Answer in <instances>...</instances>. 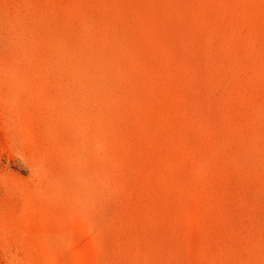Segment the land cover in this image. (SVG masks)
Returning <instances> with one entry per match:
<instances>
[{"label":"rangeland","instance_id":"rangeland-1","mask_svg":"<svg viewBox=\"0 0 264 264\" xmlns=\"http://www.w3.org/2000/svg\"><path fill=\"white\" fill-rule=\"evenodd\" d=\"M173 1L87 0L116 25L96 41L76 0H0L55 32H41L34 80L0 82V264H264V0ZM115 41L108 99L122 103L100 102L99 128L119 123L96 130L95 156L74 89L106 67L94 47ZM26 96L34 142L10 112Z\"/></svg>","mask_w":264,"mask_h":264},{"label":"bare ground","instance_id":"bare-ground-1","mask_svg":"<svg viewBox=\"0 0 264 264\" xmlns=\"http://www.w3.org/2000/svg\"><path fill=\"white\" fill-rule=\"evenodd\" d=\"M179 1L180 0H178L177 2L176 1L174 2L173 1V2H171V4L172 5H175V4L179 3ZM137 2H138V0H134V3H137ZM112 7L116 10V0H112ZM72 11L75 13V16L85 26L88 35L91 36L92 39H94L93 33L95 32L94 31L95 29L96 30H100L102 32L106 31L107 29H110L111 32L116 37V25L110 20V17L107 16V15H105L104 16L105 21L100 20L99 18L98 19L95 18V16L89 10V7L87 5V0H76V3L72 6ZM4 12L8 15V17H10V19H9L10 20V24H8V25H0V80H1L0 82L2 83V87L4 89H7V88L12 89V90L22 89L23 88V82H22V79L23 78H26V79L29 78L31 80H34L35 79V76L38 73H40V71H39V67L40 66H37L38 63H36L37 61H35V58H36L35 56H37V53H38V51L40 49L39 47H41V48H43V47L38 45V41L42 38V36L46 35L45 33H48V34L53 35L55 32H54V30L52 29V26H51V18L41 17V20L38 23H34L33 21L30 20V18H28V19H22V15H20L21 13H19L18 11L13 12L10 9H7V8L6 9H3L1 7L0 8V16ZM22 14H26V13L24 12ZM36 14L38 16H40L39 12H37V11H36ZM172 14H175V16L182 15V18L183 17L185 18V14L181 10H179V9H173ZM187 22H188V20H186V23ZM41 32H43L44 35H42L43 33H41ZM52 37H54V36H52ZM44 38H45V36H44ZM53 39H55V38H53ZM104 39L105 38H99V39H94V40H96V41H105ZM50 40L48 39L47 41H50ZM122 41H123V43L125 45H130L131 46V50L133 51L135 57H137L139 61L140 60L141 61H146V59L144 58L143 54L141 53V51L139 49V46H138V44L136 42H134V44H132L128 39H126V41L125 40H122ZM45 42H46V40H45ZM64 47H66V46H64ZM64 47H62V48H64ZM94 48H95L96 51H98V55H100L98 59L100 60L101 57H102L105 60L106 67L108 69H109L108 66H110V69L111 70H112V67H114V69H116V41H115L114 44H111V50H110V44L107 43V51H108V49L110 50V52L108 54L105 53L106 51H105L104 48H101V47L100 48L94 47ZM64 49L67 50V48H64ZM65 50H62L61 53L63 51H65ZM42 51H44V50H42ZM92 52H93V50H92ZM65 53L66 54H69L66 51H65ZM170 53H172L171 55H173L175 59H178L179 58L178 51H172ZM43 54L46 55V53H43ZM64 54H63V56H64ZM105 54H107V55H105ZM47 55H48V53H47ZM51 55L52 54H50L49 57L50 58L52 57L54 59V54L52 56ZM65 57H66V55H65ZM65 57H64V59L66 60ZM90 57L92 58L93 56H90ZM47 58H48V56L46 57V60H45L46 62L50 59L49 58L47 60ZM71 59H73V57ZM103 59L100 60V61H103ZM84 60H86V59H84ZM87 60H89L88 62L90 63V61L92 59L89 58ZM49 61H50L49 64L51 65V66H49L50 70H51V67L57 68V66L55 65V63L52 60H49ZM48 62H47V64H48ZM73 62H75V64L78 63V62L76 63L75 60ZM96 62H97L96 65H98L97 66L98 71H97V69H95L98 73H96V74L94 73L96 79H92L90 77H86V78L84 77L85 84H83V85L81 84V86L75 87V89H74V95H75V98L74 99H76V100H74V102H77V104H81L82 105V109L85 110L84 111V114L86 112V114L85 115L83 114V116L81 117L82 120H79V121L82 122V124L85 125L83 127V129H82L83 130V134L86 135V134H88L90 132L93 134V137L92 136H89L90 137V141H89V138H88V141H86V138L85 137H84V139L86 141L85 143H87V144L88 143H91V141L95 143V144H93L95 146L94 147L95 148L94 154L96 153L95 156H98L97 155L98 153L96 151V146L98 144V141H100L101 138L98 136V131L96 132V130L101 129L109 121V120H107V116L105 115L106 113H104V112H105V110H108V109L110 110V107L107 104H109L111 102L110 104L113 106V104L115 102L112 99H111L112 101L109 100L108 98L109 97L110 98L113 97V95H111V87H110L111 84H110V80L113 79L112 82H111L112 85L115 84V83H113V81L114 82H116V81H115V78H113L111 76V75H113L112 72H115V71H113L114 69L112 71L110 70L109 72H107L108 69L105 66H103L104 65L103 62L102 63L100 62L102 65L100 63H98V61H96ZM93 63H94V61L92 62V64ZM143 63L146 65V64H148V61L147 62H143ZM52 64L55 65L56 67L55 66H52ZM79 64H77V65H79ZM99 64H100V68H98L99 67ZM82 65H83V63H82ZM58 66H60V65H58ZM91 66H92V68H91ZM102 66H103V68H102ZM81 67H83V66H80L79 69H81ZM104 67L107 70L106 69L104 70ZM88 68L90 70L89 72H91V69L93 70L94 67L90 63V67H88ZM88 68H87V70H88ZM44 69H45V67H44ZM47 69H45V70H47ZM152 69H153V71L155 70L154 67ZM60 70H61V67H60ZM80 71H78V72H80ZM80 73H82V72H80ZM91 73L93 74V72H91ZM108 73L110 74V76L112 78L109 77ZM88 74L91 75L90 73L87 72V75ZM78 75H80V74H78ZM82 77H83V75H81V78ZM92 77H93V75H92ZM114 77H116V75ZM82 83H83V81H82ZM116 90H119V89H116ZM133 91L135 93L137 90H135L133 88ZM133 91H132V93H133ZM138 94H139V92H138ZM115 95L118 96L119 101L116 100V102L118 101L117 103H119L121 101L120 100V94L118 95V93H117ZM136 97H138V95ZM25 98H26V100L23 101L25 103V107L22 110H20L21 108H19L20 105H18L17 107H12V110H10L11 107L8 106L7 107L8 109L5 110V112L7 113L10 110V112L13 114V116H15L17 118L19 117V119L21 120L22 124L26 127L25 128L24 126H22V127L25 128L26 132L28 133V134H26V136L29 135L28 138L30 139V142H32L33 141L32 138L34 137V136H32L34 134L33 133L34 99H33L32 96H26ZM104 100H106V101H104ZM101 101L102 102L104 101V103L107 102V101H110V102H108L105 105H101L102 104V103L100 104ZM20 103H22L21 100H20ZM120 103H122V102H120ZM128 106L129 105H127L126 108H128ZM107 107H108V109H107ZM118 107L119 106H117V110L115 109L116 107L115 108L113 107V109L116 110V111L114 110L115 112L118 111V109H119ZM121 107H122V105L120 106V108ZM130 107H131V105L129 106V108ZM104 108H106V109L103 111L102 109H104ZM126 108H125V110H127ZM3 109H6V108H3ZM111 109H112V107H111ZM83 110H82V112H83ZM122 111H123V109H122ZM122 111H120V112H122ZM112 112H113V110H112ZM102 113H104V115L106 116V120H103L102 119V118H104L103 117L104 115H101ZM119 115H120V113L117 116L119 117ZM79 116H80V114H79ZM108 116H110V114ZM115 118H116V115H115V117L113 116V119H115ZM79 119H80V117H79ZM111 120H112V118H111ZM102 121H104L105 124ZM113 122H114V120H113ZM101 123H103L102 124L103 126H101V128H99V125H101ZM115 123L118 125L119 121L118 122L116 121ZM111 124H112V122H111ZM111 124L108 125V126H112ZM116 124H114V126H113V127H115L114 130H113V128H110V129H112V131L115 134L117 132V131H115L116 130V127H117ZM105 127H107V126H105ZM105 127H103V129ZM120 127L118 128V130L121 129ZM107 130H109V128ZM107 130H105V131L108 132L107 134L109 135V133L112 132V131L109 132ZM87 131H89V132H87ZM120 132H123L122 129H121ZM120 135H122V134H120ZM91 137H92V139H91ZM98 137L100 139H98ZM103 137L105 138V135ZM31 139H32V141H31ZM115 139H116V136H115ZM102 142H104L103 139H102ZM107 144L108 143H106V145ZM91 145L92 144H90V146H89V144H88L89 147L88 148L86 146L85 147L89 150V148L91 147ZM106 145H102V146H106ZM92 148L93 147H91L90 151L93 150Z\"/></svg>","mask_w":264,"mask_h":264}]
</instances>
